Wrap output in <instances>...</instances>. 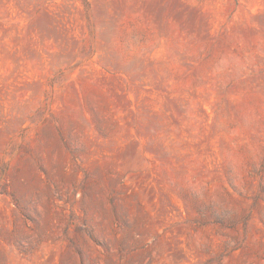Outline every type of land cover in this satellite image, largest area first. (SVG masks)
Listing matches in <instances>:
<instances>
[{"label":"rangeland","instance_id":"obj_1","mask_svg":"<svg viewBox=\"0 0 264 264\" xmlns=\"http://www.w3.org/2000/svg\"><path fill=\"white\" fill-rule=\"evenodd\" d=\"M0 264H264V0H0Z\"/></svg>","mask_w":264,"mask_h":264}]
</instances>
